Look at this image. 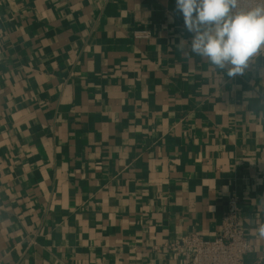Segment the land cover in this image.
Returning a JSON list of instances; mask_svg holds the SVG:
<instances>
[{
    "label": "crops",
    "instance_id": "0c3cea01",
    "mask_svg": "<svg viewBox=\"0 0 264 264\" xmlns=\"http://www.w3.org/2000/svg\"><path fill=\"white\" fill-rule=\"evenodd\" d=\"M192 35L176 0H0V264H181L233 192L264 256V55L229 77Z\"/></svg>",
    "mask_w": 264,
    "mask_h": 264
},
{
    "label": "clouds",
    "instance_id": "9594fccd",
    "mask_svg": "<svg viewBox=\"0 0 264 264\" xmlns=\"http://www.w3.org/2000/svg\"><path fill=\"white\" fill-rule=\"evenodd\" d=\"M242 0H176V10L192 33L190 49L180 51L205 59L229 77L243 75L250 63L264 55V0L242 7ZM264 203V201H261ZM264 240V222L254 229Z\"/></svg>",
    "mask_w": 264,
    "mask_h": 264
},
{
    "label": "built area",
    "instance_id": "2783aa9c",
    "mask_svg": "<svg viewBox=\"0 0 264 264\" xmlns=\"http://www.w3.org/2000/svg\"><path fill=\"white\" fill-rule=\"evenodd\" d=\"M255 0H242V7L254 6ZM135 38H149V29L133 31ZM226 70V69H225ZM241 198L233 192L228 198L226 210L221 219L220 234L206 238L198 233H190L165 243V248L175 254L181 264H245L246 256L253 252L240 217ZM254 264H264V256Z\"/></svg>",
    "mask_w": 264,
    "mask_h": 264
}]
</instances>
